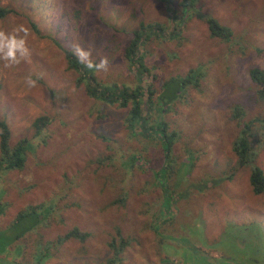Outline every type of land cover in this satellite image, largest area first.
Instances as JSON below:
<instances>
[{
	"label": "rangeland",
	"instance_id": "374dc122",
	"mask_svg": "<svg viewBox=\"0 0 264 264\" xmlns=\"http://www.w3.org/2000/svg\"><path fill=\"white\" fill-rule=\"evenodd\" d=\"M0 4L12 10L0 18V28L26 25L31 49L30 59L15 68L0 61V119L10 130V146L21 138L32 146L23 169L0 174V208L6 203L1 264H34L40 255L43 264H210L228 259L226 252L264 264V191L255 193L250 183L253 164L264 171V102L248 73L264 69V0H198L180 37L147 43L160 94L153 117L178 133L169 157L157 140L133 138L143 133L141 125L125 122L129 107L89 96L65 58L74 44L91 47L93 60L107 58V70L92 69L102 85H132L124 46L141 22L168 24L162 1ZM206 13L231 28L229 41L210 35L200 16ZM199 74L197 85L178 83V76L191 82ZM29 75L35 86L25 82ZM236 105L245 110L241 120ZM43 115L48 122L34 126ZM240 134L255 152L244 166L232 149ZM160 174L169 190L156 181ZM31 204L40 208L10 233L16 213ZM73 227L87 238H62ZM234 230L249 238L246 245L231 242ZM121 239L127 243L115 253L109 243Z\"/></svg>",
	"mask_w": 264,
	"mask_h": 264
},
{
	"label": "trees",
	"instance_id": "16d2710c",
	"mask_svg": "<svg viewBox=\"0 0 264 264\" xmlns=\"http://www.w3.org/2000/svg\"><path fill=\"white\" fill-rule=\"evenodd\" d=\"M160 1L165 4L168 13V24L166 22H151L147 24L141 22L139 28L133 30L132 37L124 46V57L128 62V69L129 71H132L134 75L132 85H121L118 83L102 85L92 72V69L87 68L85 64L81 63L74 52L70 50L65 51V58L68 67L78 73L77 82L85 84V89L89 96L110 104H117L120 107H129L125 122L129 126L131 123H136V126L141 125L143 133H138L133 138L141 137L142 135L145 136L144 138H147L149 142L150 140L152 142L153 139L154 141L157 140L158 143L160 142L161 152L164 157H169L178 133L170 131V127L167 124L162 123L166 121L158 117H153L154 112L160 110V107L155 106V104L160 101V94L157 93V90L154 88L155 75L151 72L152 67L148 61V56L146 55V46L149 40L155 37L159 40H162L161 37L163 36L170 37L171 34L180 37L185 21L191 16V12L197 9L196 4L198 0H180L177 6L173 4L171 0ZM177 8H181L185 13L183 15L181 12L179 14L176 13ZM10 12H12L10 8L0 4V18L5 17ZM200 16L207 22L211 36L219 37L224 41L230 40L233 34L230 27L220 24L219 21L210 14H200ZM32 25L37 31L34 22H32ZM166 30L167 33H164ZM192 70L193 69L190 71ZM248 71L251 80L256 86L255 93L257 99L264 102V69L260 67H252ZM191 73H193V71ZM200 76L201 74L197 76L195 75V77L191 79V82L186 79V76H178V83L181 87H185L187 83H194V85H197L195 81ZM173 80L175 79L171 78L166 80L161 91L164 90V88ZM234 110L236 112L234 113V116L240 118L239 120L245 116V110L241 106L236 105ZM49 118V116H41L38 121H34V126L45 125ZM151 122L153 125L150 126ZM143 124L145 125V131ZM9 137L10 130L6 122L0 119V174L3 171L6 172L11 169H23L28 154L32 149L27 138H21L13 146H10ZM251 145L252 140L246 134H240L233 141L232 149L238 157L239 166H244L245 164L253 162L251 159L255 155V152L252 150ZM156 181L159 182L161 188H164L165 186L168 189L166 183L162 179V174H160V177H157ZM250 183L255 193H261L264 191V171L256 164H253L251 168ZM167 189H165L164 194L167 193ZM120 202L123 204L124 200ZM5 208L6 203L4 202V205L0 208V213H3ZM39 208V205L31 204L26 208L19 209L13 218L14 221L10 226H7L9 227L8 229L10 233L12 232L14 234L15 230H13V228H15L20 222L28 219L32 214L36 213V210ZM162 208V210L165 209L164 206H162ZM166 212L164 211V213ZM16 236H18V234L15 235V237ZM87 236V232L81 231L78 227H73L62 238L68 239L69 237H74L84 241ZM126 243V240L121 239L118 243L113 240L109 244L114 249L115 253H119ZM4 250L5 249H1L0 254H3ZM42 256L43 255H40L35 259L36 264H43L44 261ZM113 261L114 259L109 260V264H112ZM166 261L170 260L167 259Z\"/></svg>",
	"mask_w": 264,
	"mask_h": 264
},
{
	"label": "clouds",
	"instance_id": "9594fccd",
	"mask_svg": "<svg viewBox=\"0 0 264 264\" xmlns=\"http://www.w3.org/2000/svg\"><path fill=\"white\" fill-rule=\"evenodd\" d=\"M30 29L19 24L11 31L0 28V61L5 68H15L22 62H27L31 57V49L28 46ZM73 50L79 61L89 69L96 71L107 70V58H101L99 62L92 59V49H85L79 43L74 44ZM25 82L31 87L36 80L31 75L25 78Z\"/></svg>",
	"mask_w": 264,
	"mask_h": 264
},
{
	"label": "flooded vegetation",
	"instance_id": "af4514ba",
	"mask_svg": "<svg viewBox=\"0 0 264 264\" xmlns=\"http://www.w3.org/2000/svg\"><path fill=\"white\" fill-rule=\"evenodd\" d=\"M233 232L234 234H231V233L229 234V239L231 240V242L236 245H243V244L246 245L245 240L249 238L244 235V232L242 233L241 231H238V230H234ZM251 239L254 240L255 238L252 237ZM226 255H228L229 257L228 259H225V258L222 259L220 257H216L213 260H210V259L208 260L210 264H247L246 262H244L241 258H238L237 255L232 252H226ZM217 258H219L220 260H218ZM174 262L178 264V261H174ZM252 264H256V262L253 261Z\"/></svg>",
	"mask_w": 264,
	"mask_h": 264
},
{
	"label": "water",
	"instance_id": "95a60500",
	"mask_svg": "<svg viewBox=\"0 0 264 264\" xmlns=\"http://www.w3.org/2000/svg\"><path fill=\"white\" fill-rule=\"evenodd\" d=\"M161 264H176V263L174 261H165V262H162Z\"/></svg>",
	"mask_w": 264,
	"mask_h": 264
}]
</instances>
